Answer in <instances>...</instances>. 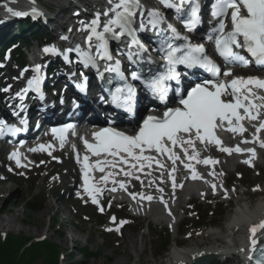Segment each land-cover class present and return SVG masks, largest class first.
<instances>
[{"label": "snow or ice", "instance_id": "1", "mask_svg": "<svg viewBox=\"0 0 264 264\" xmlns=\"http://www.w3.org/2000/svg\"><path fill=\"white\" fill-rule=\"evenodd\" d=\"M107 3L110 7L102 14L107 17L102 26L100 13L88 24L81 22L80 30L88 33L85 39L87 50L78 45L65 53L58 52L54 47H46L43 51L46 54H63L65 58L67 53L74 51L80 64L85 68L92 67L97 70L98 62L105 61V71L113 73L114 79L119 82L111 91V102L128 114L135 113L137 104V90L130 81L139 82L161 103L167 105L172 82L179 85L182 76L188 75L187 72L178 70L180 66L187 70L203 69L211 74V78L194 83L184 92L177 91V106H167L159 116L147 115L134 134L105 127L92 134L91 142L84 139L86 154L82 159L77 155V162L81 164L83 184L82 191H77L76 195L82 200L87 197V200L103 213L105 206L102 205L101 198L105 192L115 193L118 189L122 190L133 201L143 206L145 201L150 203L157 199L150 191L155 187L156 192L160 193L159 202L164 205L168 215L172 216L169 202L164 198L165 190L155 181L159 179L163 184L167 172L173 193L178 187L182 188L183 183L178 184L175 175L178 171V161L189 173L186 179L204 180L196 165L214 169L219 163L211 157H202L201 152L207 151L209 147L214 146L219 152L228 155L247 153L251 158L242 162L250 167L256 157L255 149H245L240 144L256 143L260 148H264V139L260 138V134L264 132V79L233 76L232 73L233 67H248L252 62L264 67V0H214L211 15L218 24L207 35V40L214 42L217 54L227 67L225 71L208 56L202 44L193 45L187 36H182L177 28L167 23L166 17L159 10L145 9L140 0H107ZM160 3L179 14L188 32H193L202 23L198 0H160ZM8 11L13 16L27 15L12 9ZM31 15L35 19L41 13L34 8ZM165 24L166 28L163 27ZM148 32L155 34L158 46L154 50L160 54L162 65L157 66L150 55L145 56L148 49L141 42L139 34ZM125 37L128 51L124 55L135 65V69L130 73V80L122 70L120 61L113 60L110 51V42H121ZM177 41L183 43L177 44ZM33 72V77L27 81V87L22 90V94H18L21 99L29 92H34L43 99L42 66L37 65ZM227 77L232 78L226 80ZM108 83H113L112 77ZM86 85L85 78L84 86ZM245 122L255 130L251 134V140L245 138L248 131ZM21 123L26 125V121ZM24 130L26 129L0 120V137L15 136ZM71 130V125L52 129V134L59 141L61 148L64 147L67 134ZM221 130H227L233 135L238 134L241 138L240 144L235 147L225 146L217 135ZM52 150L51 144H40L30 149L31 152H46L49 156L52 155ZM93 157L96 159L93 160ZM165 158L171 167L165 162ZM9 159L15 161L17 168H27L32 163H22L21 153L18 151L13 152ZM24 159L27 160L26 157ZM8 171L11 172L12 169L9 168ZM155 171H159V177H154ZM96 172L101 174L99 178L94 175ZM208 175L215 178L223 173L213 170L209 171ZM132 181L139 182L141 191L130 190L133 187ZM210 187L213 195L220 188L223 198H229V192L222 184L212 183ZM145 188L149 191H144ZM253 190H258V186ZM107 206L111 207V201ZM111 221L115 224L116 217H111ZM125 223L128 221L119 222L121 227ZM113 230L119 232L120 227L106 229ZM248 244L247 249H239L241 253L247 252V264H264V220L250 225Z\"/></svg>", "mask_w": 264, "mask_h": 264}, {"label": "rangeland", "instance_id": "2", "mask_svg": "<svg viewBox=\"0 0 264 264\" xmlns=\"http://www.w3.org/2000/svg\"><path fill=\"white\" fill-rule=\"evenodd\" d=\"M39 1H41L43 4H45L47 7H50V8H55L56 6V3L53 0H39ZM11 6H14V4ZM3 7L4 6H1L0 11L5 12L6 8H3ZM68 170L71 172L70 168ZM236 171L238 173L239 172L244 173V182L247 183V187H251L257 183L261 184L262 186L264 185V177L254 180L253 174L249 172H244V170L241 168H237ZM51 172L58 173L59 175L55 176L53 178V181L48 180V179L42 180V178L46 174L51 176ZM64 173L65 171H63L59 167H53V166L47 167L45 173H41L39 176L36 177V184H35L36 190H34L32 193H30L29 191L30 184L27 182L14 181L13 183H9L7 185L0 184V233L7 232L9 234L23 235V236H27V237H31L35 239H39L40 237L45 236L47 237V239H49V241L57 244L60 247V252L65 254V256L68 255L69 253L76 252L75 244L69 241V238H73V240L77 241V250L81 248L80 246H84L85 243L88 242L87 245L85 246H88L89 250L92 253L98 254V258L87 260V261H84L82 258L75 255V258L73 260H68V259H66L65 261L59 260L60 264H70L71 261H72L71 263L77 262L80 264H115V263H118L119 261L120 263L123 264V262L125 261L124 262L125 264H128V263L130 264L131 262L137 261L138 258H141V259L145 258L146 257L145 254L147 253L148 249L150 250V252L147 253V256L151 255V249H152V254L155 253L156 250L153 249L154 246L153 248L151 247L152 239H151V242L149 243L147 241L149 239V236L148 238H145V240L143 241V244H144L143 247L141 243H139V241L137 240L138 239L137 233L139 231H142V233L146 232L145 223H142L140 228L137 227L136 230H129L133 228L131 227L125 231L126 233L125 235H130V236L135 237L134 240L138 242L136 244L135 249L130 250L129 253H127L126 257L121 256L120 249L117 252L113 251L115 250L116 245L114 246V248L112 247L111 250L107 249L106 245H109L111 240L103 241L100 237L97 236L99 234V231L92 224L96 220L94 219V215L91 214L89 210L82 209L80 207H78L79 208L78 210L76 208L77 206L74 205L73 202L69 200V198H67L65 194L60 193L61 186L59 184V181H60L59 178ZM256 181H259V182H256ZM45 184L59 185L58 194H59L60 199L52 196L50 189H47ZM38 192H41L40 195L43 199V203L42 204L40 203V208H38V213H36L35 215H27L25 211H23L19 207L20 203L24 201L25 199L29 200L31 197L36 196ZM44 197L46 201L44 200ZM47 204L53 205L54 209L53 207H51L53 211L48 210L50 212L47 213L48 211H45V213L47 214H44V209ZM51 205H47V206H51ZM71 208L75 212L79 213L78 217L81 214H84L85 216H91V219H88L89 222L84 223V222H80L78 217H74L73 215H71V213L67 215L66 212ZM197 209L202 210V207H197ZM221 209L224 210L225 213L227 212V209L225 207H222ZM232 209L233 208H231V210ZM217 213L218 211L214 212V215H216ZM53 216H54V219H57V225L54 226V230H58V228H61V232L63 233V236L61 237L56 236L52 228H51L52 232H49L50 226L48 227V230H47V226L49 225V222L52 220ZM21 219L26 221L27 223L24 225H21L22 224ZM99 220H102V219H99ZM66 221H69L73 225H81L80 230L81 229L85 230V232L89 234L90 238H88L86 234H78L75 232L71 233L72 228L66 223ZM103 221L105 222V219H103ZM187 224H189V222H187ZM8 225L11 227H9ZM78 230L79 229H76V231ZM152 233H153V230L150 229V234ZM154 235L157 236L158 239H160L158 240L159 243L162 241H166V242L171 243V245L174 244L172 243V236H169V234L166 231H159V228H158L155 231ZM170 246H168V248ZM67 250L69 251L65 253L64 251H67ZM136 250L137 251L142 250L145 254L138 257V255L136 254ZM151 263L155 264L158 262H154L152 259ZM34 264H41V261L37 260Z\"/></svg>", "mask_w": 264, "mask_h": 264}, {"label": "bare ground", "instance_id": "3", "mask_svg": "<svg viewBox=\"0 0 264 264\" xmlns=\"http://www.w3.org/2000/svg\"><path fill=\"white\" fill-rule=\"evenodd\" d=\"M11 5H13V4H11ZM11 5H10V7H11ZM3 8H6V7L4 6ZM0 10H1V8H0ZM0 12H2V11H0ZM5 12H7V8H6ZM5 109L8 110V107H5ZM65 110H66V105L63 108V111H65ZM6 112H8V111H6ZM13 112L15 113V111H13ZM11 114H12V112H11ZM236 167H237V165L234 162L229 163V168H236ZM7 184L8 183L1 184V185H7ZM206 186H208V185H206ZM144 191L147 192V189H144ZM188 191L191 195L195 193L194 189H192V188H190ZM234 196H237L239 199L236 200V206L234 208V211L231 213V215L229 217L231 222L223 233L226 237L230 236V234H232L235 230H237L243 236L246 235V233H247L246 230L251 225V223L254 220L261 219L264 215V198L257 200L255 203H252V202H247L250 200V199L246 198L247 196H249L248 192L247 193L236 192L234 194ZM180 198L182 199V196ZM177 201H180V200H177ZM158 203H159V201H155V204H158ZM248 204H249V207H248ZM172 205L174 208L175 202L172 203ZM51 207L52 206H46L45 211L51 210L52 209ZM175 211H176V209H175ZM133 212L138 213V214H142L139 204L134 205ZM161 213H162L161 210L157 211L156 216H158V215L160 216ZM175 214L177 215V212H175ZM9 227H11V226H9ZM150 229H151V227L148 225V230H149V239L147 240L148 243L151 242ZM73 231L81 232V231H85V230L81 229V230L76 231V229L74 228ZM177 232H178V230H177ZM175 235H177V233ZM137 237H138L137 240L139 241V243H141V245L143 247L144 246L143 241L147 237L145 236V234H141V235L137 234ZM134 238L135 237H133V236L123 234V237L118 239V241L116 240V243L112 246L114 248V246L116 245V248L113 251L117 252L120 249L121 256L126 257L127 253H129L130 250H134L136 247V244L138 243L134 240ZM176 238H177V236L175 238H173V243L175 245H178L179 240ZM220 240H221L220 235L212 234L210 232L209 233L204 232L201 236L191 237L190 240L187 241V244L185 245L183 253L172 254L173 252H170L167 255L168 257H165V258H167L168 260L173 259V264H176V263L182 262V261L188 262L190 260H194L193 257L198 258L199 253L210 252L212 254L214 252H217V253L219 252L221 254H227L228 253L227 250L215 251L216 250L215 245L221 243ZM150 249H151V247H150ZM196 249H201V250L199 253H197L195 251ZM185 251H186V253H185ZM156 253H157V251H155V253L152 254V249H151V255L147 256V253L145 254L142 250H140V251L136 250V254L138 255V257L142 256L144 254L146 257L142 258V259L138 258L137 261L131 262L130 264H153V263H151L152 259L154 262H158L155 264H161L162 262H163L162 264H166L167 262L157 261L155 259ZM121 256H120V258H121ZM178 256H181V257L177 258ZM174 258H176V259H174ZM124 260H125V258H124ZM124 262H123V264H125ZM115 264H122V263H120V261H119L118 263H115ZM226 264H243V263L238 261V260H234L232 262L226 261Z\"/></svg>", "mask_w": 264, "mask_h": 264}, {"label": "trees", "instance_id": "4", "mask_svg": "<svg viewBox=\"0 0 264 264\" xmlns=\"http://www.w3.org/2000/svg\"><path fill=\"white\" fill-rule=\"evenodd\" d=\"M26 242L28 239L14 236H9L4 243L0 241V264H34L37 260L41 264H57V246L46 242L24 248Z\"/></svg>", "mask_w": 264, "mask_h": 264}, {"label": "water", "instance_id": "5", "mask_svg": "<svg viewBox=\"0 0 264 264\" xmlns=\"http://www.w3.org/2000/svg\"><path fill=\"white\" fill-rule=\"evenodd\" d=\"M197 264V263H196Z\"/></svg>", "mask_w": 264, "mask_h": 264}]
</instances>
